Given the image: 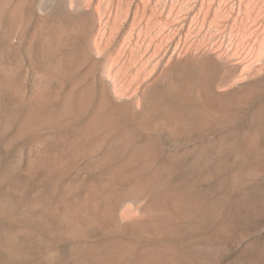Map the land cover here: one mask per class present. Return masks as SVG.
Instances as JSON below:
<instances>
[{"label": "rangeland", "instance_id": "obj_1", "mask_svg": "<svg viewBox=\"0 0 264 264\" xmlns=\"http://www.w3.org/2000/svg\"><path fill=\"white\" fill-rule=\"evenodd\" d=\"M0 264H264V0H0Z\"/></svg>", "mask_w": 264, "mask_h": 264}]
</instances>
